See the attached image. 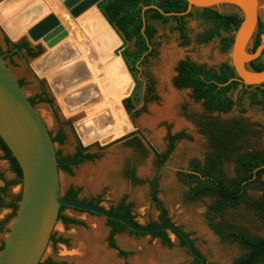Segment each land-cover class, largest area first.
<instances>
[{
    "label": "rangeland",
    "instance_id": "1",
    "mask_svg": "<svg viewBox=\"0 0 264 264\" xmlns=\"http://www.w3.org/2000/svg\"><path fill=\"white\" fill-rule=\"evenodd\" d=\"M56 1L63 8L60 0H38L39 3L48 2L49 6L52 3L50 8L58 5ZM263 6L264 0H260L258 16L264 27ZM50 8L46 15L58 14L56 8ZM190 13L192 16L187 18L188 43L186 45H183L174 21L166 24L151 22L157 29L154 43L158 56L150 60L145 68H140L146 71L140 80L145 82L147 78L153 79L157 99L144 100L137 108L141 109L139 115L135 121H132L123 108V101L131 95L135 87V82L131 77L133 87L129 95L125 99L121 98V101L117 102V109L112 111L113 115L117 111L127 118L125 120L127 126L123 135L121 132L117 135L114 130L116 124L114 117L108 125L115 132L112 136L91 135L85 131L83 122L87 120V109L103 104L104 100L100 98L84 108L80 107L83 103L74 104L70 101L74 95L84 92L86 88L81 90L79 88L89 86L91 80L89 78L82 82L72 80L67 69L73 65L74 58L67 56L65 52L60 50L56 56H51L49 55L51 48L45 42L40 40L35 44L26 36L21 41L29 42L36 52L42 51L41 55L33 59L28 57L23 50L20 56L13 53V58L8 57L7 64L16 78L24 81L23 88L29 98L36 99L44 92L48 99L54 101L53 107L37 101L36 109L53 136H56L63 127L67 141L63 145H55L56 150L60 151L63 157L75 153L77 141L85 147L93 146L90 152L100 155L99 160L74 168L73 175L60 172L62 193L66 194L68 186L73 185L81 192L80 200L90 202L101 198V206L107 210L117 207L126 198V203L133 205V214L140 225L147 226L160 222V210L151 199L154 176L160 169L157 155H162L167 151L170 135L184 134L186 138L176 143L175 150L164 165L169 169H166L159 177L157 199L165 206L173 224L182 228L192 239L198 253L207 264H234L245 252L238 244L223 240L212 230L211 224L220 222V219L211 221L209 215V209L215 200L211 197H204L200 200L189 201L187 195L195 185L182 182L181 174L191 173V164L195 161L203 164L207 154L210 153V142L202 133V125L206 122L228 124L242 121L249 130L248 135L238 139L239 143H245L241 150L242 153L251 151L264 153V108L255 104V101L262 100L263 96L255 88L239 87L230 95L235 102L232 112L209 115L204 111L201 102H196L191 98V90L178 89L175 86L176 69L183 60L190 59L211 70H218L223 64H232V50L224 49V40L229 37L234 38L235 33L222 34L211 42L204 43L202 41L207 31L210 30V24L204 19L201 11L191 9ZM219 13L240 16L239 9L233 5L220 7ZM46 15H40L35 21L39 23ZM34 16L32 19L35 18ZM112 32L119 45L113 54L116 58L123 60L122 41L113 29ZM257 32L258 29L256 34ZM256 34L249 45L250 51ZM5 39L0 38V51L14 52L12 46L6 44ZM262 44H264V35ZM133 47V43L128 44L131 50ZM262 61L264 62V56H262ZM123 63L125 65L124 60ZM69 77L73 83L68 80ZM86 92L88 96L90 94L99 96L98 92L93 94L90 89ZM134 134L141 147L129 144ZM3 156L4 153L0 147V158ZM129 171L134 172L135 177L141 181L140 185L133 184L128 177ZM224 172L228 178H233L234 164L226 162ZM0 173L7 181L16 179L7 161L0 160ZM2 186L3 182L0 181V187ZM21 191V184L10 187L4 197L5 204L10 205L16 202ZM247 195L251 200L257 201L263 193L261 190L250 188ZM11 213L12 210L8 207L0 210V225ZM63 214L81 222L83 226H67L59 221L54 235L57 239H65L67 244L51 242L42 264H46L48 260H52L54 264H193V258L187 247L183 246L180 238L173 233H168L170 244L165 245L159 238L152 235H139L126 231L116 236L118 250H114L108 246V238L112 229L107 220L72 209H66ZM224 220L246 230L254 237L264 238V220L255 210L245 205L228 207ZM12 222L6 223L0 231V249L5 243ZM119 251L124 252L126 256H120Z\"/></svg>",
    "mask_w": 264,
    "mask_h": 264
},
{
    "label": "trees",
    "instance_id": "2",
    "mask_svg": "<svg viewBox=\"0 0 264 264\" xmlns=\"http://www.w3.org/2000/svg\"><path fill=\"white\" fill-rule=\"evenodd\" d=\"M260 5V3H259ZM264 7V6H263ZM98 11L115 31L117 36L122 41L121 56L125 62L128 72L135 82V87L131 95L123 101L124 111L130 116L132 121H135L141 109H137L141 103L150 98L156 100L155 82L151 78L141 81V76L146 74L145 68L150 60L157 58V48L155 47V38L157 29L151 22H162L164 24L174 21L176 30L180 34V39L183 45L188 43L187 18L192 16L188 13L189 5L186 0H104L98 5ZM202 12L206 21L210 24V30L205 34L202 42L209 43L214 38L220 37L222 34L232 35L238 31L241 24V18L238 14H221L211 9H196ZM262 22L259 23L258 32L251 49L254 52L262 44V36L264 35ZM8 46L19 51H25L27 56L33 59L38 58L42 51L36 52L29 42L21 41L13 45L9 39H5ZM133 43V50L128 48V44ZM234 43V38L229 37L224 40V49L231 51ZM118 53V52H116ZM264 56V53L263 55ZM262 56L250 64V69L255 72L264 70V62ZM177 77L175 78V86L178 89L191 90V98L196 102H201L204 111L209 115L213 114H228L235 107V102L231 98V93L237 91L239 87L255 88L263 99L255 101V104L264 108V86L246 87L243 85L231 64H223L218 70H211L206 66L198 65L190 59L181 61L176 69ZM19 83L24 87V81L19 80ZM29 101L35 107L37 101L54 106V101L48 99L44 92L37 96L36 99L30 98ZM245 111H243L244 113ZM203 126L202 133L206 135L210 142V153L207 154L205 162L201 164L195 161L191 164V173H182V182L195 185L191 192L187 195L189 201L200 200L204 197H211L215 200L214 204L209 209L211 221L220 219L219 223H212V230L223 240L238 244L245 252L234 264H264V238H257L250 235L246 230L240 229L229 224L224 220L225 211L228 207H237L245 205L257 212L264 220V153L262 152H245L242 149L245 143H239L238 139L248 135L249 130L242 121H234L228 124L219 122H206ZM52 136L54 144L63 145L67 141V136L61 127L56 136ZM184 134L170 135L168 138L169 146L165 153L157 155L158 168H161L168 161L170 155L175 150V145L178 141L185 139ZM141 147L135 134L132 135L131 142ZM95 146H98L95 144ZM0 147L4 156L0 160L10 163L11 171L16 175V179L7 181L4 175L0 173V181L3 186L0 187V210L2 208H10L11 215L5 222L0 225V231L3 226L13 221L18 211V206L21 201V195L16 202L6 205L4 197L7 195L10 187L21 184L22 172L16 159L11 151L2 141L0 137ZM93 146L85 147L80 141H77L75 153L66 157L56 150L58 159L59 172H66L73 175V169L88 162H95L100 159V155L91 153ZM226 162L234 164L235 175L233 178H228L224 172ZM128 177L135 185H140L133 171L128 172ZM253 188L261 190L263 195L257 200H251L248 195V189ZM80 190L71 188L63 196L66 199L73 201L80 200ZM124 198L117 207L109 209L113 213L123 215L136 221L133 214V205L126 203ZM85 203H91L96 206H101V198L93 201L82 200ZM102 207V206H101ZM68 209L62 207L59 215V221L65 225L83 226V224L74 219L64 216V211ZM137 222V221H136ZM111 227V233L108 238V246L110 249L118 250L116 245V236L125 233L128 229L120 223L108 221ZM138 223V222H137ZM156 223H151L148 226H154ZM139 235H146L140 234ZM159 238L165 245L170 244V239L167 232H158L152 235ZM183 246L186 243L180 239ZM51 242L58 244H67L63 238L57 239L53 234ZM187 247V246H186ZM4 248V244L0 251ZM120 256H126L124 252L119 251ZM42 264V262L40 263ZM46 264H54L52 260H48ZM194 264H200L195 261Z\"/></svg>",
    "mask_w": 264,
    "mask_h": 264
},
{
    "label": "water",
    "instance_id": "3",
    "mask_svg": "<svg viewBox=\"0 0 264 264\" xmlns=\"http://www.w3.org/2000/svg\"><path fill=\"white\" fill-rule=\"evenodd\" d=\"M5 0H0V3ZM69 10L79 0H60ZM104 0H95L98 5ZM192 8L211 9L219 12L225 5H233L240 11L241 24L234 34L231 51L232 67L239 81L247 87L264 86V70L255 72L250 64L264 53V44L254 52L249 45L259 27L258 6L260 0H186ZM71 16L75 17L73 13ZM52 23L54 25H52ZM52 25V26H50ZM59 25L52 14L38 26L28 30L27 36L37 44L48 34V26ZM0 137L11 151L22 172L21 201L13 220L4 248L0 251V264H40L51 243L59 222L62 207L89 213L125 226L132 233L153 235L158 232L173 233L182 239L190 256L200 264H207L197 252L192 239L182 228L169 219L165 206L157 199L158 180L169 167H161L154 176L152 201L160 210V222L143 226L123 215L101 206L73 201L63 196L58 169L56 147L51 133L37 109L29 101L24 88L0 54ZM106 141H104L105 143Z\"/></svg>",
    "mask_w": 264,
    "mask_h": 264
},
{
    "label": "bare ground",
    "instance_id": "4",
    "mask_svg": "<svg viewBox=\"0 0 264 264\" xmlns=\"http://www.w3.org/2000/svg\"><path fill=\"white\" fill-rule=\"evenodd\" d=\"M94 2L95 0H79L69 10L63 2H61L63 8L58 2L56 6L53 3L54 6L52 8H50L52 3L49 6L48 2H36V9H33L32 16L35 15V20L40 15H46L49 8L57 9L58 14L54 15L58 19L59 25L51 28L50 26L54 25L52 23V25L48 26L47 29L51 30L40 40L51 48L49 55L56 56L61 50L67 56L74 58L73 65L67 69L72 76V80L74 82H82L86 78L91 80L89 83L90 87L81 86L80 90L86 88V90L90 89L93 94L95 92L99 93L98 97L91 94L88 96L85 90L79 95L71 97L70 101L74 102V104L83 103L80 107L83 106L82 108H84L95 100L100 98L104 100L103 104L87 109V120L83 122L85 131L91 135L112 136L115 132L108 125L112 122L113 117L116 120L114 130H116L117 135L118 132L122 134L126 130V116L117 111L113 115L112 111L115 108L117 109V102H120L121 98L125 99L129 95L133 82L123 60L116 58L113 54V51L119 46L118 41L113 36L111 27L102 17ZM20 4L23 5V2ZM71 13L75 17L71 16ZM50 15L52 13L46 15L33 27L38 26ZM68 80L73 83L70 77ZM91 87H94V89H91Z\"/></svg>",
    "mask_w": 264,
    "mask_h": 264
},
{
    "label": "crops",
    "instance_id": "5",
    "mask_svg": "<svg viewBox=\"0 0 264 264\" xmlns=\"http://www.w3.org/2000/svg\"><path fill=\"white\" fill-rule=\"evenodd\" d=\"M5 1L0 4V38H7L10 42L17 43L25 39L27 31L38 23L34 18L32 19L33 9H36L35 4L38 0ZM22 2L23 5L20 4ZM71 188L74 186L69 185L68 191Z\"/></svg>",
    "mask_w": 264,
    "mask_h": 264
},
{
    "label": "flooded vegetation",
    "instance_id": "6",
    "mask_svg": "<svg viewBox=\"0 0 264 264\" xmlns=\"http://www.w3.org/2000/svg\"><path fill=\"white\" fill-rule=\"evenodd\" d=\"M15 54V55H19L20 56V53H21V51H19L18 49H14V52L13 51H9L8 53H3L2 51H0V54L2 55V56H4V59H5V61H6V63H7V61H8V57H11V58H13V55L12 54ZM8 65V64H7ZM8 67L10 68V66L8 65ZM19 80V79H18ZM30 99V98H29ZM35 108H36V106H35ZM197 250V249H196ZM198 252V251H197ZM195 261L196 260H194L193 259V264L195 263Z\"/></svg>",
    "mask_w": 264,
    "mask_h": 264
}]
</instances>
